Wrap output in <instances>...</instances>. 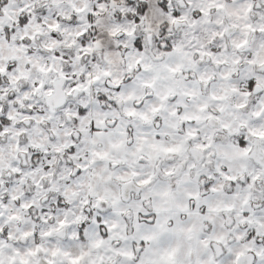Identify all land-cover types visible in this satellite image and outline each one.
Listing matches in <instances>:
<instances>
[{"label": "snow or ice", "instance_id": "1", "mask_svg": "<svg viewBox=\"0 0 264 264\" xmlns=\"http://www.w3.org/2000/svg\"><path fill=\"white\" fill-rule=\"evenodd\" d=\"M0 264H264V0H0Z\"/></svg>", "mask_w": 264, "mask_h": 264}]
</instances>
